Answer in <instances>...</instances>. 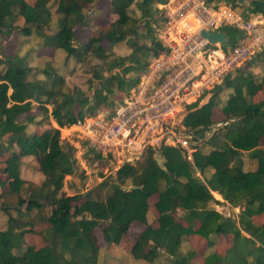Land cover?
Listing matches in <instances>:
<instances>
[{
	"label": "trees",
	"instance_id": "obj_1",
	"mask_svg": "<svg viewBox=\"0 0 264 264\" xmlns=\"http://www.w3.org/2000/svg\"><path fill=\"white\" fill-rule=\"evenodd\" d=\"M52 1L0 0V33L36 34L52 55L61 49L67 60H99L92 66L89 88L95 80L99 85L86 94L68 88L49 63L32 71L18 45L0 58V155L7 154L0 159L4 176H0V196H17L14 204L1 207L7 220L6 228L0 229V264H97L100 243L96 229L101 228L105 243L118 245L133 223L144 225L129 249L137 260L153 262L165 253L168 258L162 264H264V98L254 99L264 87V76L257 78L249 70L237 68L225 73L206 102L200 104L198 98L188 104L182 125L189 133L201 135L214 123L212 109L220 104V92L231 89L221 111L227 120H233L206 140L212 145L210 150L201 151L200 144L188 158L179 147L162 145L157 154L148 148L137 164H122L114 175L84 192L66 194L61 189L64 177L75 172V147L61 142L60 128L101 110L111 114L116 105L113 96L118 91L125 96L137 85L149 58L167 50L155 34V24L165 21L158 5L167 0H56L57 29L46 34L51 26ZM100 1L105 3L104 12L115 16L104 25L91 23L104 13L93 6ZM204 2L237 6V0ZM243 7L245 19L250 14L264 16V0H249ZM18 17L23 19L21 27L16 24ZM78 26H91L92 30L86 42L75 45ZM218 30L227 35L224 50L234 48L245 37L244 30L231 24H221ZM118 43H125L130 51L114 54L111 49ZM34 105L38 113L28 114ZM51 120L57 127L28 130L29 124L42 127ZM218 137L222 141L217 142ZM243 153L255 160L253 169L243 168ZM25 157L36 158L44 177L26 197L21 196L26 181L20 175ZM207 171L204 179L197 175ZM212 191L242 208L237 220L209 207L216 201ZM154 195L157 225L147 218L149 199ZM45 206L49 210L42 215ZM259 215L263 220L257 224L254 217ZM39 222L48 225L36 230ZM26 234L32 237L31 242L25 239ZM36 235L42 244L35 242ZM191 235L207 239L208 246L215 243L217 235H231L233 241L224 254L213 250L197 263L193 249L185 254L179 251L183 238Z\"/></svg>",
	"mask_w": 264,
	"mask_h": 264
},
{
	"label": "rangeland",
	"instance_id": "obj_2",
	"mask_svg": "<svg viewBox=\"0 0 264 264\" xmlns=\"http://www.w3.org/2000/svg\"><path fill=\"white\" fill-rule=\"evenodd\" d=\"M27 1L32 2V0ZM55 1L56 0H53L50 5L51 26L48 30H45L46 34H50L57 29L56 19L59 16L55 13ZM168 1L169 0H167V2ZM184 1L186 0H175L171 5V9L179 8ZM188 1L190 4L193 2L194 6H191L188 11L184 9L182 12L184 14L180 17L173 15V18L168 20L165 12L166 10L162 9V15L165 21L161 24V20H159V22L155 24V34L167 50L161 52L155 58H149L147 68L140 73L137 85L130 90L128 96L127 94L122 96V91H118L117 94L113 96L116 102H118L119 99H128L132 95L133 90L138 87L143 80L146 82L144 93L148 96L149 101L171 103L173 106L172 117L167 120L152 121L154 122V128L156 127L155 131L151 132L154 137L162 136L166 129H170L176 134L189 133L182 125L183 117L188 111V104L198 98L201 99L200 104L206 102L213 94V88L222 82L225 73L229 71L234 72L237 68H244L252 72L257 78L264 76V16L262 14H250L247 19L243 17L242 13H245L243 6L246 5L249 0H244L243 3L237 2V6L235 7L224 2H212L208 5L204 0ZM93 6L96 9L101 8L100 10L104 12L105 3L103 1ZM224 6L230 7V9L243 21L249 22V28L244 30L245 37L240 40L234 48H228L227 50H224L222 44L218 42L215 44L208 43L199 34L201 28H215L214 25L209 24L211 20L201 12V8L199 7H205L206 9L217 12ZM90 11L91 9L88 12ZM159 14H156L155 18H158ZM216 17L217 15L215 14L214 18ZM113 18H115L114 15L109 16L104 12L102 15H98L97 18H94L91 23L104 25L109 23ZM16 24L19 27L23 26V19L18 17ZM158 24L161 25L158 26ZM218 24L217 27L219 28L220 25L223 24V21ZM91 30V26L76 27L74 30V44L78 45L86 42ZM139 41H142V39H139ZM145 42L148 43V41ZM41 43L42 38L39 35H17L13 31L10 32L9 30H5L3 33H0V58H4L6 54L11 53L18 45L19 54L27 57L29 65L33 68L32 71L49 63L50 66L56 68L64 77L68 88H77L86 91V94H90L94 88L99 85V82L95 80L93 82L94 87L89 88L91 85L89 80L92 78V66L98 63L99 60L92 57H87L79 62L75 59L67 60L63 50L58 49L52 55L50 54V48H46ZM235 48L240 49V51L234 53ZM111 50L116 55H124L130 51L125 43H118L114 45ZM143 76L146 77L142 79ZM31 77L32 76H28V79ZM38 77L41 76L38 75ZM230 92L231 89H224L220 92V104L212 109V119L214 123L211 125L209 133H207L200 142L201 146L199 148L203 152L212 148V145L206 142V140H209L207 137L215 132L221 133L225 123H231L233 120H227L221 111V105L224 104ZM256 96H259L260 99L264 98V87L259 94L254 96V99L257 98ZM37 113L38 108L34 105L33 109L28 114ZM106 113H108L107 110H101L98 111L95 116ZM20 118H24V115ZM48 127L57 126L55 122L44 124L42 127L29 124L28 130L42 131ZM60 139L62 143L68 142L76 146L74 150V157L76 160L75 172L72 175H66L64 177L61 192L66 194L84 192L98 184V182L102 181L104 178L114 175L117 168L122 165V163L117 162L116 157L111 153H100L90 149L84 141L82 134L80 136V128L77 126L60 128ZM220 141H222V138L218 137L217 142ZM263 144L264 141L261 142V145ZM97 153L99 156H96ZM186 155L191 158V153H186ZM6 156L7 154L3 153L0 155V159H4ZM241 159L244 169H253L256 166L255 160L250 158L248 153H243ZM134 164H137V162ZM209 172L210 171H207L204 174L197 172V175L204 179L205 176L209 175ZM20 175L26 181L24 188L21 190V196L24 197L28 196L32 186L39 185L44 178L38 169V163L35 157L23 158L21 160ZM0 176L4 177L1 173ZM127 183L128 182H126V184ZM212 194L216 201L211 202L209 207L222 213L224 216L237 220L238 213L242 208L239 206H232L215 191H212ZM102 195H105V191L102 192ZM16 198L17 196L15 194L0 196V229L6 228L7 220V215L1 208L2 205L14 204ZM155 201L156 195L149 199L150 209L147 214L148 221L153 225H157L156 219L158 217V213L154 206ZM48 210L49 206H45L40 213L45 215L48 213ZM10 212L12 215L16 213L14 209H10ZM177 220H182L180 212H178ZM262 220L263 215L254 217V221L257 224H260ZM47 225V222H39L34 228L36 230H41ZM143 227V224L133 223L128 233L122 237L118 245L105 243L102 240L101 228H97L96 235L100 243L97 264H162L166 261L168 255L165 253H161L153 262L137 260L130 255L129 249L134 243L136 233L140 232ZM25 239L31 242L32 237L26 234ZM213 239L215 243L212 246H208V240L202 237L195 235L184 237L179 251L181 254H185L188 250L193 249L197 254L195 262L201 263L202 256L213 250L224 254L232 245L233 241L231 235H217L214 236ZM35 242H38V245L43 243L42 238L38 235L35 237ZM14 251L16 253L21 252L20 249H15Z\"/></svg>",
	"mask_w": 264,
	"mask_h": 264
},
{
	"label": "built area",
	"instance_id": "obj_3",
	"mask_svg": "<svg viewBox=\"0 0 264 264\" xmlns=\"http://www.w3.org/2000/svg\"><path fill=\"white\" fill-rule=\"evenodd\" d=\"M174 2L175 0H169L165 4L158 5L161 9L166 10L168 20L172 19L173 15L182 16L184 9L188 11L191 6H194L193 2L190 4L186 0L179 8L171 9V5ZM199 8L211 20L209 24L215 27L210 30L218 29V23L222 21L223 24H231L241 30L249 28V22L243 21L230 7L224 6L217 12L205 7ZM215 14L217 15L216 18H214ZM239 51L240 49L238 48L234 49V53H238ZM145 77L143 76L142 79ZM145 86L146 82L142 80L128 99H121L119 102H116L111 114L108 112L91 118L86 117L81 121L78 120L71 126L80 128V136L82 134L84 141L90 149L100 153H111L116 157L117 162L122 164H134L138 162L148 148H152L155 154H157L162 145L179 147L184 150V153L185 151L188 154L192 153L199 146L205 135L209 133L211 126L198 136L193 133L176 134L174 131L166 129L162 136L154 137L151 133L156 129V127L154 128V122L167 120L172 117L173 106L168 102L149 101L148 96L144 93Z\"/></svg>",
	"mask_w": 264,
	"mask_h": 264
},
{
	"label": "water",
	"instance_id": "obj_4",
	"mask_svg": "<svg viewBox=\"0 0 264 264\" xmlns=\"http://www.w3.org/2000/svg\"><path fill=\"white\" fill-rule=\"evenodd\" d=\"M237 2L243 3L244 0H237ZM199 34L202 38L206 39L210 44H223L227 41V35L224 31L221 30H210L208 28H201ZM75 169V167H74Z\"/></svg>",
	"mask_w": 264,
	"mask_h": 264
},
{
	"label": "crops",
	"instance_id": "obj_5",
	"mask_svg": "<svg viewBox=\"0 0 264 264\" xmlns=\"http://www.w3.org/2000/svg\"><path fill=\"white\" fill-rule=\"evenodd\" d=\"M161 5V4H160ZM51 122L53 123L54 121L53 120H51ZM57 126V125H56ZM25 158H29V157H25Z\"/></svg>",
	"mask_w": 264,
	"mask_h": 264
}]
</instances>
